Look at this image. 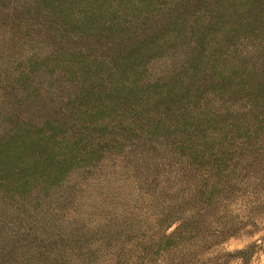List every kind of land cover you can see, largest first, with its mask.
<instances>
[{
  "label": "rangeland",
  "instance_id": "1",
  "mask_svg": "<svg viewBox=\"0 0 264 264\" xmlns=\"http://www.w3.org/2000/svg\"><path fill=\"white\" fill-rule=\"evenodd\" d=\"M107 1L0 0V134L20 119L37 135L48 119L71 139L92 84L89 100L152 81L137 123L165 112L123 136L133 114L113 105L81 166L45 187L0 181V264H264V124L240 132L261 111L247 105L264 82V0Z\"/></svg>",
  "mask_w": 264,
  "mask_h": 264
},
{
  "label": "trees",
  "instance_id": "2",
  "mask_svg": "<svg viewBox=\"0 0 264 264\" xmlns=\"http://www.w3.org/2000/svg\"><path fill=\"white\" fill-rule=\"evenodd\" d=\"M115 1V6L119 3L125 2V0H113ZM67 3H71L69 1H65ZM108 4L110 3V0L107 1ZM186 3H192L191 0H185ZM60 2L56 4H51V6H56ZM133 5V4H132ZM104 12H108V14H112L110 12V9H107L106 7H101ZM250 14L253 18V20L258 21L256 24L257 26H260L259 21H261V15H260V7H256L255 9H249ZM91 17L90 13H84L83 18L85 21H89L88 18ZM179 17H182V14L179 15ZM211 19V16L209 17ZM264 19V16H263ZM217 20V19H216ZM245 22L248 21V18L245 17L243 19ZM210 22V20H208ZM234 23H241L242 21L240 19H233ZM117 20H110L108 22V26H111L115 24ZM142 22V21H140ZM106 24V21L104 22ZM100 26V25H99ZM146 28V26H145ZM262 29H264V23H262ZM113 32L111 30V33L106 30L102 31V34L104 36H112ZM133 50H135L138 45L136 43L133 45ZM84 51L93 53L92 46H88L84 49ZM57 63H53V67ZM122 62H116L115 65L121 66ZM128 67L130 68V65L128 64ZM264 67V65H263ZM86 68H90L89 63L86 64V66L82 67V71ZM124 69L125 68H121ZM48 71H51L52 68H48ZM89 70H85L80 73L79 77L81 78L82 74H86ZM233 74L231 72H228L226 75H222V78L231 79ZM98 79V78H97ZM146 84L143 88L139 87L137 88L136 83L127 84L125 86V83H122L120 85V88H129V92L132 93L131 96H123L119 94L118 89H112L109 92H106L102 96H96L94 100H89V97L94 93V95L98 94V92L101 90L100 87H97L95 84H92L91 86H85L83 87L79 93L77 94V97H79V100L82 101L83 108L78 109L80 120L77 123L76 127L67 126L70 128L71 132V139H67V135L61 134L56 135L58 132L57 125H60L58 122H50V120L46 119L41 133L37 135H33L31 127L34 129H42L39 125L34 126V124L31 121L23 122L20 119H17L13 123V127H11L8 130L2 131L0 134V181H4V179L11 178L13 181H11L10 184H13L14 186H23L26 183H38L39 181L43 182V186L45 187V183H53L58 178H60V175L63 173H66L69 169H71L73 166H81L82 164L80 162L86 161L87 157H92V154L96 150H100L101 147H99L97 141H95L97 144L92 145L94 142H91L90 139H93L94 137L97 138L99 136H103L104 133H101V131H98L97 128H102L106 126V123L112 127L113 125L109 123L105 118V121H103L102 116H104L105 112L107 110H112L113 105L118 107H124L127 112H130L132 115H127V121H122L121 118L118 119L117 124L119 126L116 127V134L121 132L123 136L130 135V132L135 129H140L143 125V122H145V129L148 128L149 130H154L155 127L159 126V122L163 121V118L165 117V112L163 110H155L153 113L150 114L151 118H148V115H145L142 118V121L140 123L138 122V119H141V116H138L142 112H145V110H148L147 102L151 99V92L156 93V89L150 88V85L148 83H152V81H146ZM148 85V86H147ZM153 85H158L157 83ZM96 86V87H95ZM170 86H166L164 89L168 96L173 93V90H170ZM258 91V98L260 100H264V82L263 80L258 81L257 85L254 87V89ZM255 90V91H256ZM159 91L157 93V96L152 99V101H155L164 97ZM108 98L111 99V101H106ZM256 98L254 100L257 101L255 104L253 101L249 102L247 105V110L252 111L255 105H258L259 108H261V111H259L256 115L255 114V121H253V125L246 126L243 129H240V132H246L247 128H251V132H255L256 130H259L264 124V109L260 104H257L260 102V100ZM246 105V103H244ZM146 106V108H144ZM111 108V109H110ZM74 110L70 111V114H73ZM71 117L70 121L71 123ZM119 130V131H118ZM238 131V130H237ZM235 130V132H237ZM3 134V135H2ZM83 139V140H82ZM84 141V142H81ZM90 144L89 146L86 144ZM99 142V141H98ZM244 141H239V145L242 144ZM22 156L30 157L29 164H25L21 160H23ZM21 159V160H20ZM218 168L220 169V166L218 164ZM226 168V167H225ZM224 168V169H225ZM221 169L220 171L224 170ZM164 216L159 218V220L163 219ZM171 220L170 222H172ZM35 264H38V261H35Z\"/></svg>",
  "mask_w": 264,
  "mask_h": 264
}]
</instances>
